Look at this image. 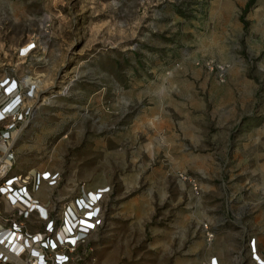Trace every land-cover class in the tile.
Instances as JSON below:
<instances>
[{
  "label": "rangeland",
  "instance_id": "374dc122",
  "mask_svg": "<svg viewBox=\"0 0 264 264\" xmlns=\"http://www.w3.org/2000/svg\"><path fill=\"white\" fill-rule=\"evenodd\" d=\"M0 74L16 170L57 177L37 197L106 191L89 264L264 259V0H0Z\"/></svg>",
  "mask_w": 264,
  "mask_h": 264
},
{
  "label": "built area",
  "instance_id": "2783aa9c",
  "mask_svg": "<svg viewBox=\"0 0 264 264\" xmlns=\"http://www.w3.org/2000/svg\"><path fill=\"white\" fill-rule=\"evenodd\" d=\"M216 68L222 79L223 69ZM23 107L19 82L0 74V264H89L84 248L99 225V204L106 191L81 189L80 197L59 208L49 202L48 190L45 201L36 197L42 186L51 188L57 177L46 170H16L14 143ZM205 235L210 243L213 233ZM248 244L252 259L264 264L255 239ZM210 264L221 263L212 257Z\"/></svg>",
  "mask_w": 264,
  "mask_h": 264
},
{
  "label": "crops",
  "instance_id": "0c3cea01",
  "mask_svg": "<svg viewBox=\"0 0 264 264\" xmlns=\"http://www.w3.org/2000/svg\"><path fill=\"white\" fill-rule=\"evenodd\" d=\"M179 88V87H177ZM173 95L177 98L176 102L177 104L181 105V106H185V108H188V110H191V108H193V97L192 95L190 94H186L184 92H182L180 89L176 90ZM148 131L152 132L153 134L157 132V129L156 131L154 132L152 129H148ZM179 131V126H178V129H174L173 132H178ZM159 132L162 133V135L166 136L167 134L162 130ZM178 137H179V134H178ZM198 139V138H196ZM199 141L197 142H194V144H197ZM257 239V238H256ZM258 241H259V244H258V247L260 249V251H263L264 250L262 249L263 247V244H264V232H262L258 238ZM247 247V246H246ZM211 256H215L217 258V260H219L221 263H226L223 259H222V254L220 252H214L211 254ZM249 257V255L247 256ZM251 262V261H250ZM251 264H254L253 262H251Z\"/></svg>",
  "mask_w": 264,
  "mask_h": 264
},
{
  "label": "bare ground",
  "instance_id": "6f19581e",
  "mask_svg": "<svg viewBox=\"0 0 264 264\" xmlns=\"http://www.w3.org/2000/svg\"><path fill=\"white\" fill-rule=\"evenodd\" d=\"M24 86H25V87H27V86H28L27 88H32V87H29V86H30V84H27V85H24ZM32 171H33V172H35L34 170H32ZM38 191H39V190H38ZM43 192H44V191H43ZM44 193H45V192H44ZM44 193H43V194H44ZM36 197H37V193H36ZM256 258H257V255H256ZM257 259H258V258H257Z\"/></svg>",
  "mask_w": 264,
  "mask_h": 264
}]
</instances>
